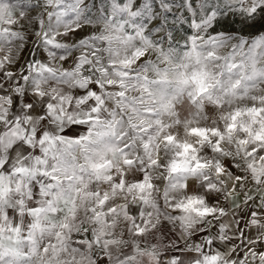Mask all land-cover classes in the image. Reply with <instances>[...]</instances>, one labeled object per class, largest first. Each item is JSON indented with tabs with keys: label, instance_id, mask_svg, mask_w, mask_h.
I'll return each mask as SVG.
<instances>
[{
	"label": "snow or ice",
	"instance_id": "obj_1",
	"mask_svg": "<svg viewBox=\"0 0 264 264\" xmlns=\"http://www.w3.org/2000/svg\"><path fill=\"white\" fill-rule=\"evenodd\" d=\"M0 264H264V0H0Z\"/></svg>",
	"mask_w": 264,
	"mask_h": 264
},
{
	"label": "rangeland",
	"instance_id": "obj_2",
	"mask_svg": "<svg viewBox=\"0 0 264 264\" xmlns=\"http://www.w3.org/2000/svg\"><path fill=\"white\" fill-rule=\"evenodd\" d=\"M179 27V26H178ZM185 27H186V25H185ZM180 32H181V34H182V32H183V29H180ZM34 39V38H33ZM29 48H31V45H29ZM43 56H45L46 57V53H42V56H41V58H43ZM69 63H70V61H69ZM65 66H67V64L65 65Z\"/></svg>",
	"mask_w": 264,
	"mask_h": 264
},
{
	"label": "crops",
	"instance_id": "obj_3",
	"mask_svg": "<svg viewBox=\"0 0 264 264\" xmlns=\"http://www.w3.org/2000/svg\"><path fill=\"white\" fill-rule=\"evenodd\" d=\"M24 55H25L26 58H30L27 52H25ZM41 56H42V53H41ZM44 57H45V56H43V58H44ZM21 63H23V60L21 61Z\"/></svg>",
	"mask_w": 264,
	"mask_h": 264
}]
</instances>
